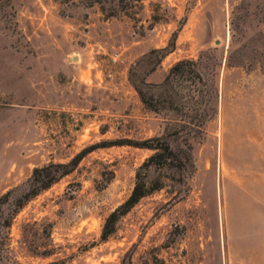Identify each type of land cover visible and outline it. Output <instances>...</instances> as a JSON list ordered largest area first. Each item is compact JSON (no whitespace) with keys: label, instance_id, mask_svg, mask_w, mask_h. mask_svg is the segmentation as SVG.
Masks as SVG:
<instances>
[{"label":"rangeland","instance_id":"obj_1","mask_svg":"<svg viewBox=\"0 0 264 264\" xmlns=\"http://www.w3.org/2000/svg\"><path fill=\"white\" fill-rule=\"evenodd\" d=\"M176 29L174 49L150 70L156 58L145 55ZM200 53L208 64L216 55L218 97L214 116L175 140L192 144L193 165L102 239L104 217L153 151L117 141L161 134L178 117L147 109L130 74L160 81ZM87 147L13 218L20 261L264 264V0H143L117 15L88 0H0V194Z\"/></svg>","mask_w":264,"mask_h":264},{"label":"trees","instance_id":"obj_2","mask_svg":"<svg viewBox=\"0 0 264 264\" xmlns=\"http://www.w3.org/2000/svg\"><path fill=\"white\" fill-rule=\"evenodd\" d=\"M142 2L143 0H88V5L97 4L107 15H117L120 12H133ZM176 35L177 29L165 46L154 47L145 55L156 58L155 65L150 70L174 49ZM209 57L200 53L197 58H179L169 66L163 78L156 82L130 74L132 86L147 109L158 111L166 108L178 117L161 134L135 141H117L120 144L144 146L153 151L136 168L129 195L104 217L100 233L102 239H107L115 232L119 219L143 196L162 188L166 179L173 178L176 172L193 165L192 144L187 142L185 149L177 145L175 140L184 134V138L188 139L187 135L193 128L200 129L216 113L218 62L216 55L212 53L211 57L215 59L208 64ZM89 150V147L83 148L67 161H49L36 165L25 182L0 194V264H30L20 261L10 244L8 228L13 218L29 199L71 172ZM39 252L51 253L50 249Z\"/></svg>","mask_w":264,"mask_h":264}]
</instances>
